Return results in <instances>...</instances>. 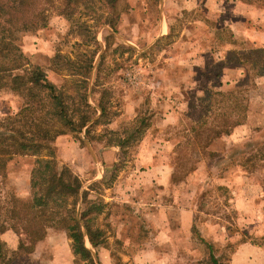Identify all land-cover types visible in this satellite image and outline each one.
I'll return each mask as SVG.
<instances>
[{
  "label": "rangeland",
  "instance_id": "374dc122",
  "mask_svg": "<svg viewBox=\"0 0 264 264\" xmlns=\"http://www.w3.org/2000/svg\"><path fill=\"white\" fill-rule=\"evenodd\" d=\"M42 6L45 8V13H48L46 26L31 32H23L18 40L27 61L29 64L38 65L47 79L62 90L68 105L72 107L80 105V94L84 92L86 103L91 108L90 111L94 113L91 119L95 120L99 116L98 104L104 107V114L90 128V135L94 137L104 132L100 139L89 142L83 132H66L61 135L70 136L82 147L95 146L97 149V142L108 145L105 142L113 141V137L107 133L108 130H122L128 127L130 129L134 121L126 119L131 114L127 113L125 102L128 99L135 104L140 101V104L136 105L135 116L138 119L147 118L148 131H153L152 137L149 138L150 142L160 146H152L149 142L145 144L146 146L148 144V149L157 147V150L164 151L166 160L171 166L168 178L171 183L168 182L164 188L154 187L152 190L154 198L150 201L136 203L135 196H139L142 190L131 191L122 183L125 180L135 179V175L138 174L132 168H136V165L141 162L138 160L142 153L138 150L139 141L146 136V133H142L137 141L133 143L130 141L125 146L124 153H121L119 148L115 155L111 154L113 158L110 153H107L108 160H104L107 169L106 178L102 184L89 191L88 198L94 199L95 193L99 194L102 212L96 216L94 223L103 233L104 245L118 258V264H127L128 261L124 262L121 254L130 257L141 242L145 240L160 242L162 237L155 230L157 225L147 216L160 208L158 204L162 205L163 201L173 203V198L175 196L177 198L192 184L195 187L198 186L195 196L191 194L192 198L183 196L182 199L186 201L191 199L195 207L193 215L195 230L191 238L202 249V253L207 254V259H209L208 254L211 253L217 264H226L229 253L239 240L237 237L242 238V234L251 238V241H256L250 233L252 223L248 230V224L244 222L245 218L241 219L231 206L227 191L216 188L217 185H211V181H207V176H211L212 172L208 175L205 173L215 160L217 166L226 161V158L222 156L218 159L205 157L201 148L210 122L214 121L216 116L227 117L229 111L228 101L215 94V91L222 90L211 86L214 72L219 69L218 61L211 65L207 64V67L199 64L198 71L193 74L195 83L192 85L179 80L176 86L181 85V88H177L179 91L175 92L161 88L158 72L161 68H166L163 58L169 50L180 51L184 46L186 47L191 36L196 39L200 37L205 39L206 32L213 33L215 29L221 27H225V30L220 32L218 39L213 34V48L215 46L216 51L221 49L223 54L224 42H232L235 49L240 48L243 55H248L247 58L239 56L238 62L250 68L249 70H255L261 62L253 52L245 51V48L248 46L264 50V0H114L112 7L109 6L108 0H77L73 12L65 16L59 14L60 0H45ZM236 20H241L237 23L238 25L234 23ZM252 22L261 30L262 37L256 38L250 35L254 25ZM235 25L238 28L245 27L247 37L244 36L243 42L238 43L236 39L229 38L226 28L233 36L235 30L232 27ZM161 28L166 31L163 36H159ZM182 40L184 42H181ZM209 42L210 38L207 41L202 40V43L208 47H210ZM260 54L263 56L264 51ZM88 60L91 67L89 71H86L85 64ZM194 60L203 63L205 59L195 58ZM75 72L80 74H72ZM85 75L86 82L82 80ZM238 75L235 79L228 78L235 82L230 83V89L223 91H234L233 95L240 98L241 105L246 102L247 110L249 99L258 95L255 92L256 80H252L250 73L248 78L241 73ZM185 77L188 78L189 74L183 72L181 79ZM239 81L242 85L238 84ZM239 89L242 90L240 96L239 92H236ZM155 100H158L161 105L167 103L168 111L172 114L168 122L163 123L161 127L155 124L152 107ZM15 103L14 100L0 96V115L2 111H15ZM81 108L89 111L88 108ZM94 117L97 118L94 119ZM229 117L235 118V116ZM120 134L123 136L122 133ZM75 137H79L82 143H79ZM187 141L192 143L189 145ZM234 145L224 150L225 153L240 155L248 152L247 147L238 148ZM155 154L150 153L152 156ZM111 160L112 163H106ZM32 161V156L14 155L6 162L4 175L0 177V208L9 207L12 197L23 200L29 198V174ZM201 164L203 165L202 173L199 177L197 176L195 183L185 182ZM111 173L112 177L109 176ZM214 174H216L215 171ZM80 179L83 181L81 189H85L90 182L86 183L84 177ZM205 182L208 184L206 185ZM134 191L136 194L132 195ZM123 199L126 201L122 202ZM202 214L212 216L204 218ZM119 218L126 219L129 228L124 230L123 234L116 235ZM221 220L229 229L228 231L225 229L224 234L229 232L231 240L221 247H216L208 243L209 224L207 222ZM46 233L49 234L48 242L68 240L70 246L71 241L62 229L49 227ZM83 241H86V237ZM35 246L36 243L31 252L21 251L14 254L10 264H37L38 260L31 257ZM7 247L6 245V255H12ZM46 255H48L46 250L38 254L41 258H46ZM92 259L93 264H98L94 258ZM189 261L186 259L182 264H193ZM72 264H91V262L76 258Z\"/></svg>",
  "mask_w": 264,
  "mask_h": 264
},
{
  "label": "trees",
  "instance_id": "16d2710c",
  "mask_svg": "<svg viewBox=\"0 0 264 264\" xmlns=\"http://www.w3.org/2000/svg\"><path fill=\"white\" fill-rule=\"evenodd\" d=\"M60 1V9L63 11L59 10L60 15L65 16L73 12L77 0ZM43 2L45 0H0V96L16 102L15 111H2L0 115V177H3L5 164L10 157L14 155L33 157L29 174V198L23 200L12 197L9 207L0 208V264H10L17 252H31L35 243L44 237L49 227L59 228L65 232L71 241L73 260L76 261V258L89 260L93 264L92 254L83 245L81 228L96 254L99 246H105L102 241L103 233L94 223L96 216L102 212V204L99 194L95 193L94 199H89L88 194L94 187L102 184L106 172L101 179L92 181L85 189H81L83 181L65 164L59 165L53 143L56 136L66 132H83L89 142L100 139L104 132L94 137L90 135V128L104 114V107L98 104L101 112L97 119L89 122L94 113L86 103L85 93L80 94V105L77 107L68 105L62 90L47 79L38 65L29 64L24 56L18 43L21 33L34 31L47 24L48 13H45ZM113 2L114 0H108L109 6L112 7ZM226 29L229 38L232 39L230 30ZM223 30L225 27L217 28L212 34L218 39ZM245 51L253 52L261 62L260 66L255 67V70H249L250 68L238 62L239 56L247 58L248 55H243L242 50L229 49L225 52L223 60L218 62L219 69L214 72L212 87L235 82L230 80L222 82L217 79L222 67H238L239 73L244 77L248 78L250 73L253 81L264 74V54L263 56L260 54L264 50L247 46ZM90 64L88 60L85 64L86 71H89ZM86 78L85 75L82 80L86 82ZM238 84L242 85V82L239 81ZM237 91L240 96L242 90ZM215 92L228 101L229 111L227 117L216 116L207 127L208 133L201 148L205 157L209 158L216 157L217 154L207 151L205 149L207 144L219 135L228 134L235 125L241 124L247 107L246 102L242 105L239 103L240 98L233 95L234 91ZM81 107L88 108L89 111ZM228 115L235 118L231 119ZM147 125L146 117L136 118L130 129L128 127L122 130H108L107 133L113 137V141L105 143L117 146L120 152L124 153L125 146L130 141L133 143L140 139ZM75 139L82 143L79 137ZM187 143L190 145L192 142ZM262 158L264 141L256 142L245 154L228 155L226 167L236 164L241 166V172L251 173L255 164ZM226 167H220L215 175L222 176L227 171ZM109 176L112 177L113 174ZM169 182L171 183V180ZM216 188L224 189L228 193L225 187ZM194 230L192 225V234ZM6 245L12 255H6ZM208 255L211 263L217 264L214 256L211 253ZM110 257L111 264H118V258L111 251Z\"/></svg>",
  "mask_w": 264,
  "mask_h": 264
},
{
  "label": "crops",
  "instance_id": "0c3cea01",
  "mask_svg": "<svg viewBox=\"0 0 264 264\" xmlns=\"http://www.w3.org/2000/svg\"><path fill=\"white\" fill-rule=\"evenodd\" d=\"M239 21L241 20H236L234 23L237 24ZM237 25H235V27L231 26L235 30V34L232 38L240 43L244 41V36H247L245 35V27L238 28ZM252 29L250 35L256 38L262 37L260 34L261 30L257 28L255 23ZM165 33V29L161 28L159 36H163ZM211 34L210 32H206L205 39L201 37L196 39L191 36L187 41L186 47L184 46L182 50H174L173 52L169 50L167 52V55L163 58L166 68L163 67L158 72L161 79V88L167 89L165 91L175 92L179 91L177 88L181 85H176L180 81L193 85L195 83L193 74L198 71L199 64L207 67V64L211 65L215 61H222L225 52L235 48L232 42H226L222 46L224 50L223 54L221 49L216 51L215 46L213 48L212 45L213 34L212 36ZM208 38H210V42L208 43L210 47L202 43V40L207 41ZM184 40L181 42H184ZM237 50H240V48ZM195 58H204L205 60L203 63H199L194 60ZM167 67L170 68L167 69ZM183 72L189 74V77H185L182 80L181 74ZM237 73L240 75L238 67H222L217 79L222 82L228 80V78L235 79L237 78ZM255 80L257 88L255 92H257L259 96L257 95L249 99V107L246 110L245 120H243L241 124L235 125L228 134L219 135L210 140L205 148L207 151L217 154L215 159H218L220 156L226 158L225 162H221L222 165H220V167H226L228 165L229 154L225 153L224 150L231 145L236 144L234 146L238 148L242 146L249 149L251 146L255 145V142L260 143L264 141V74L258 76ZM230 87V83H223L216 88L223 91L230 89ZM128 97H130V95H128ZM153 102L154 105H152V107L155 115V124L157 127H161L163 123L166 124V122H168L172 114L168 111L169 108H167V103L161 105L158 100ZM134 104L135 102L129 99L125 102L127 113L129 112L131 114L129 117H126L127 120H135L137 118V116H135L137 112L136 105L140 104V101ZM100 112L101 110H99L98 115ZM95 118L97 117H94V119ZM91 121H93V119H90L89 122ZM144 132L148 137L145 136L141 138L138 149L142 152L138 160L143 162L138 163L136 168H132L134 171H137L138 174L135 175V179L125 180L122 183V185H126L131 191L142 190L139 196L134 195L137 199L136 203L138 201H150V199L154 198L152 192L153 188L166 187L171 172V166L166 160L165 152L157 150V147H155V149H148V144L147 146L145 144V142H149L152 146L157 145L156 143L150 142L151 140L149 138L152 137L151 132L153 131H148V125L144 129L143 133ZM53 144L55 146L56 159L59 164H65L79 178H86V183L101 179L103 174L107 171L105 170L106 164L104 161L105 159L108 160L109 155H107V153L115 155V152L118 151L117 146L105 145L104 143L98 142L97 149L95 146L82 147L68 135L57 136ZM147 150L152 154H155V151L157 153L155 156H152ZM112 160L106 163H112ZM215 162L216 160L209 166L208 171L205 172L207 175L212 172L211 176H207V181H211V185L223 186L228 190V200L231 206L237 211L241 219L245 218L244 222L248 224V230L250 223H252L250 233L256 238V241H251V238H247L246 235L244 236L241 232H237V234H242V238L240 236L237 237L239 240L234 244L229 253L226 264H264V158L260 159L255 164L254 170L251 173L241 172V166L234 164L226 167L225 170L231 172H226L222 176L214 174V171L217 172L220 168L215 165ZM202 164L198 165L195 172L190 174V179L187 178L185 182H189L190 184L193 181L195 183L197 176L199 177V174L202 173ZM138 166H142V168H138ZM206 183L207 182H205V184ZM197 187H195L194 184L187 187L177 198L176 196L173 198V203L170 201H163L162 205L158 204L160 208L156 211H152L147 217L150 218L151 222L157 225L155 230L162 237L160 242L155 243L145 240L141 242L140 245H137L130 257L126 254H121L122 260L124 262L128 261L127 264H182L188 259L190 260L189 262L193 264H212L211 261L207 259V254H203L202 249L199 248L198 244L191 238V226L194 222L193 215L195 212L192 200L189 199V201H186V199H182L183 196H186L185 198L189 196L192 198L191 194H193L192 196L194 197L198 190ZM188 190L189 192H187ZM131 194H136V192ZM111 199L114 200L113 197H111ZM125 201L126 199L122 200V202ZM140 213L144 214V212ZM211 216L210 214H202L204 218ZM207 223L209 224L208 243L214 244L216 247H221L231 240V234L229 235V232L228 234H224V230L226 229L228 231L229 229L226 228L222 220ZM128 228L129 223L127 220L119 218L116 235L123 234V231H126ZM48 238L49 234L46 233L45 236L36 243L31 257L38 260L37 264H72L74 256L67 242L68 240L48 242ZM83 245L95 257V261H98V264H111L110 252L107 246H99L95 254L87 238L86 241H83ZM43 250H46L48 253L46 258L38 256Z\"/></svg>",
  "mask_w": 264,
  "mask_h": 264
},
{
  "label": "water",
  "instance_id": "95a60500",
  "mask_svg": "<svg viewBox=\"0 0 264 264\" xmlns=\"http://www.w3.org/2000/svg\"><path fill=\"white\" fill-rule=\"evenodd\" d=\"M81 230H82V234H83V238L85 237V233H84V230H83V228H81ZM93 256V255H92ZM93 258L95 259V257L93 256Z\"/></svg>",
  "mask_w": 264,
  "mask_h": 264
}]
</instances>
